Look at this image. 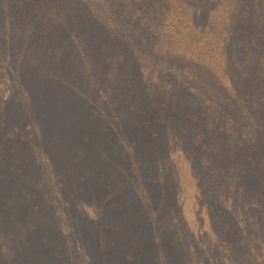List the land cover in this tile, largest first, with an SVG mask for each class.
<instances>
[{
	"label": "trees",
	"instance_id": "obj_1",
	"mask_svg": "<svg viewBox=\"0 0 264 264\" xmlns=\"http://www.w3.org/2000/svg\"><path fill=\"white\" fill-rule=\"evenodd\" d=\"M8 7L10 18L15 16L14 10L22 12L19 17L24 18L20 23L23 28L30 17L46 21L41 40L54 39L60 48L65 46L74 54L78 71L68 72L75 80L74 91L87 94L92 101L91 91L103 89L100 105L113 108L118 103L128 115L142 114L140 121L150 116L140 122L141 126L135 125L138 137L133 139L134 145L152 146L166 129L173 134L172 143L183 141L182 154L188 168L204 161L218 193L227 195L221 210L225 216L205 224L208 232L203 239L208 240L207 248L215 250L210 264H264V0H13ZM68 34L70 38L66 39ZM54 60L58 67H66L62 57L59 61L51 59L47 67ZM33 66L39 67L38 62ZM1 68V77L11 81L12 91L8 88L0 99V149L7 144L15 150L22 138L8 136L3 119L10 111L9 101L19 99L20 75L11 63ZM134 83L139 86L134 87ZM135 90L133 103L124 91ZM153 90L163 91L165 102ZM42 91L48 96L39 92L41 103L48 105L55 100L54 89ZM117 94L120 100L113 101L111 97ZM127 119L125 127H130L133 123ZM28 129L33 130L30 126ZM28 148L32 151L34 147L28 143ZM39 156L56 171L53 159L42 153ZM32 163L30 174L38 170L34 160ZM48 163L42 164L46 173ZM195 176L192 173L189 178ZM57 178L58 188L52 195H57L58 209L67 204L85 215L96 232V245L106 264L104 243H117L116 253L122 252L126 233L118 234L120 240L107 237L103 226L112 215L107 216L102 208L107 210L110 205L99 200H82L88 204H81L80 198L66 194ZM123 217V221L116 218L111 225L114 231L121 222L129 229L136 222L129 215ZM25 221L15 225L10 235L0 234V258L8 255L10 240L32 241V231L17 229L27 224ZM118 221L120 224H116ZM41 233L46 235L40 234L38 239L47 242L48 233ZM147 243L139 252L135 253L134 247L122 252L123 260L135 264L139 256L144 258L149 251ZM0 264H5L3 259Z\"/></svg>",
	"mask_w": 264,
	"mask_h": 264
},
{
	"label": "rangeland",
	"instance_id": "obj_2",
	"mask_svg": "<svg viewBox=\"0 0 264 264\" xmlns=\"http://www.w3.org/2000/svg\"><path fill=\"white\" fill-rule=\"evenodd\" d=\"M9 1L13 0H0V72L2 64L8 67L10 63L20 70L17 69L19 99L9 101L10 111L1 119L5 121V133L22 140L15 150L7 148V144L0 149V234L10 235L15 225L26 220L27 224L17 229L32 231V241L10 240L8 255L0 259L5 264H104L97 248L96 232L88 225L85 215L67 204L58 209L57 195L52 193L58 188L59 177L66 194L80 198V203L99 200L110 205L107 210L102 208L107 216L112 215L103 230L107 237L118 240L120 232L126 233L122 252L133 247L135 253L139 252L148 240L149 251L144 258L135 259V264H210L214 261L215 250L207 248L208 240L203 239L208 232L205 224L225 216L221 210L227 195L218 193L217 183L209 175L204 161L188 168L182 154L183 141L177 138L176 145L172 143L173 134L166 129L152 146L134 145L133 139L138 137L135 125L141 126L140 122L150 116L140 121L142 114L128 115L118 103L113 108L100 105L103 89L90 90L92 101H88L87 94L74 91L75 80L68 74L78 71L74 54L65 46L60 48L54 39L43 37L41 40L40 34L46 27L43 19L30 17L23 28L20 23L24 18L19 17L22 15L19 9L14 10L15 16L10 18ZM65 38L69 39L70 35ZM61 57L66 67H58L56 60L47 67L51 59L59 61ZM35 60L39 67L33 66ZM12 70H16L14 66ZM1 74L0 99L8 93V88L12 91L11 81ZM49 80L54 81L53 85ZM136 86L139 84L134 83ZM49 89L55 90L52 96L55 100L47 105L40 102L38 93L46 97L48 93L42 90ZM124 92L134 103L137 90ZM153 92L164 101L163 91ZM111 99L119 101L120 95ZM127 118L133 123L130 127H125ZM29 126L33 130H29ZM28 143L33 145L32 151ZM40 153L53 159L56 171ZM32 160L38 170L30 174L28 170H34ZM47 163L46 173L42 164ZM187 173L196 176L189 178ZM108 190L111 193L106 195ZM123 215L136 218V222L129 229L118 221L116 224L120 225L114 231L111 225L116 218L123 221ZM41 232L48 233L47 242L38 239L40 234L46 235ZM188 232L193 233L192 238ZM116 244L104 243L106 264H127L122 252L116 253Z\"/></svg>",
	"mask_w": 264,
	"mask_h": 264
}]
</instances>
